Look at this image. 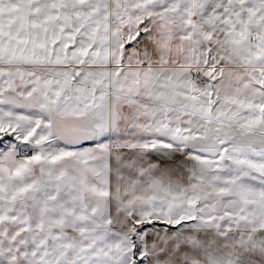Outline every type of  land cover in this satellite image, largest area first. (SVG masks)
<instances>
[{
	"label": "snow or ice",
	"instance_id": "snow-or-ice-1",
	"mask_svg": "<svg viewBox=\"0 0 264 264\" xmlns=\"http://www.w3.org/2000/svg\"><path fill=\"white\" fill-rule=\"evenodd\" d=\"M0 264H264V0H0Z\"/></svg>",
	"mask_w": 264,
	"mask_h": 264
}]
</instances>
